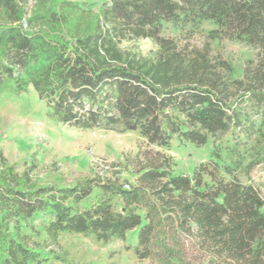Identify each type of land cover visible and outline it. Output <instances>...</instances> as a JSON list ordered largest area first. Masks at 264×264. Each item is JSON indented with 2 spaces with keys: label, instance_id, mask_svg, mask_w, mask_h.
I'll return each mask as SVG.
<instances>
[{
  "label": "trees",
  "instance_id": "trees-1",
  "mask_svg": "<svg viewBox=\"0 0 264 264\" xmlns=\"http://www.w3.org/2000/svg\"><path fill=\"white\" fill-rule=\"evenodd\" d=\"M216 28L257 50L241 79L209 45L179 46L164 24ZM150 40L151 56L123 50ZM32 89L54 123L78 130L137 132L151 145L178 139L201 147L222 135L230 164L173 175L171 160L145 153L135 180L91 174L40 183L35 162L18 174L0 150V264H85L59 242L80 235L124 242L151 264H264V199L237 172L264 164V0H0V94ZM254 139L243 165L237 138ZM215 155V154H214ZM105 264H115L108 256Z\"/></svg>",
  "mask_w": 264,
  "mask_h": 264
},
{
  "label": "rangeland",
  "instance_id": "rangeland-1",
  "mask_svg": "<svg viewBox=\"0 0 264 264\" xmlns=\"http://www.w3.org/2000/svg\"><path fill=\"white\" fill-rule=\"evenodd\" d=\"M67 1L99 5L105 0ZM215 28L208 22L197 27L164 24L160 33L189 49L201 48L207 43L211 55L230 66L234 79H241L247 63L255 61L257 50L226 38L209 39V32ZM120 47L143 56H151L157 50L154 42L147 39L124 41ZM242 102L239 108L252 121L258 123L261 117L264 121V115L257 114L255 108ZM237 138L243 165L246 166L250 161L249 146L254 136L248 139L241 134ZM222 140V135H216L209 138L205 145L195 147L174 138L168 146L160 147L147 143L137 132L78 130L56 125L46 116L44 104L31 88L20 95L10 92L0 94L1 153L18 174L35 162L32 176L43 184L72 183L91 174L108 177L112 173H118L120 180L134 182L136 163L142 160L145 153L156 152L170 158L173 175H191L195 167L215 161L214 156L217 155L220 165L230 164L219 149ZM237 177L243 184L257 188L264 199V164L254 166L248 172L238 171ZM136 234V229L130 231L124 242L116 241L108 246L98 245L80 235H62L59 242L76 260L85 264H105L109 255L115 264H151L148 260H137L131 251L125 249L126 245L135 244Z\"/></svg>",
  "mask_w": 264,
  "mask_h": 264
}]
</instances>
